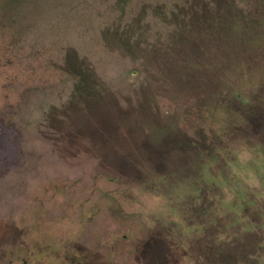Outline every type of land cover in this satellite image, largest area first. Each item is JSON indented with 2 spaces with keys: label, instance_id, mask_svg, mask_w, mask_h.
I'll use <instances>...</instances> for the list:
<instances>
[{
  "label": "rangeland",
  "instance_id": "374dc122",
  "mask_svg": "<svg viewBox=\"0 0 264 264\" xmlns=\"http://www.w3.org/2000/svg\"><path fill=\"white\" fill-rule=\"evenodd\" d=\"M54 252L264 264V0H0V262Z\"/></svg>",
  "mask_w": 264,
  "mask_h": 264
},
{
  "label": "flooded vegetation",
  "instance_id": "af4514ba",
  "mask_svg": "<svg viewBox=\"0 0 264 264\" xmlns=\"http://www.w3.org/2000/svg\"><path fill=\"white\" fill-rule=\"evenodd\" d=\"M28 260H21V261H1L0 264H62L61 260L58 258L57 253L54 252L53 260H33L34 256L29 255ZM36 258V257H35Z\"/></svg>",
  "mask_w": 264,
  "mask_h": 264
}]
</instances>
